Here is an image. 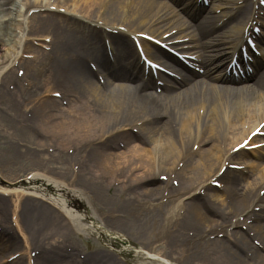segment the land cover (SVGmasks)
Returning <instances> with one entry per match:
<instances>
[{
	"label": "bare ground",
	"instance_id": "1",
	"mask_svg": "<svg viewBox=\"0 0 264 264\" xmlns=\"http://www.w3.org/2000/svg\"><path fill=\"white\" fill-rule=\"evenodd\" d=\"M196 1L0 0V89L16 86L0 91V105H7L0 107V133L8 145L7 162L0 160V223L12 211L20 230L21 220L30 225L21 230L26 250V234L35 241L47 228L50 239H39L45 264H77L61 245L74 239L62 208L86 213L82 186L111 224L145 243L158 238L175 255L172 262L147 251L151 258L264 264V146L243 147L264 140L257 138L264 132V9L253 0H213L204 14ZM257 23L263 32L253 70L244 77L217 72L213 60L236 51L245 28L248 34ZM26 27L35 36L25 37ZM139 33L190 53L205 71L139 37L146 56L173 73L154 76L134 48ZM21 160L38 168L13 176L8 163ZM253 168L256 177L247 180ZM212 176L223 182L217 204L206 182ZM111 178L118 181L113 191ZM11 237L0 233V251ZM24 262L21 255L8 264ZM78 264L121 263L100 252Z\"/></svg>",
	"mask_w": 264,
	"mask_h": 264
},
{
	"label": "rangeland",
	"instance_id": "2",
	"mask_svg": "<svg viewBox=\"0 0 264 264\" xmlns=\"http://www.w3.org/2000/svg\"><path fill=\"white\" fill-rule=\"evenodd\" d=\"M212 3H213V0L206 7L209 8ZM254 4L258 5L259 4L258 0H256ZM206 12H207V9L203 13L206 14ZM214 12L218 14L219 10L217 9ZM181 17L184 20L188 19V17H185V16H181ZM23 32L25 33V37L31 36V34L32 36H35L33 32L28 31L27 27L25 28ZM40 33H43V32H40ZM34 41L36 43L42 42L39 39H35ZM45 44L47 43L45 42ZM262 49L264 51L263 45H262ZM25 83L26 82L22 83L23 84L22 86L26 87ZM15 87H14V84L12 83H10L8 86L6 84V87L1 88L0 91L1 90L2 91H5V90L14 91ZM152 90L154 91V88H152ZM19 100L24 105H27L28 100H25V99H19ZM0 107L2 109L4 107L7 108V105L1 104ZM23 108L24 107H22V109ZM22 109H21V112L19 111V113H22ZM22 114H24V112ZM5 129L6 127H4V134L6 133ZM135 129H136L135 127L132 128L133 131H135ZM0 130H1V126H0ZM25 143L28 144L27 138L25 140ZM7 147L8 145L6 142H4L2 133H0V160L1 162L4 161V163L7 157V154L5 151ZM3 167H5V165ZM8 167L11 169V173L13 176L22 177V176H25L26 172L30 170H34L37 166H33V164H29V161L21 160L20 162H15L14 164L11 163L10 165L8 163ZM43 169H45V167ZM240 170L242 169H239L238 171ZM36 171H39V170H36ZM243 173L244 174L246 173V169H244ZM256 173H257V168L251 169L250 171H248V174H247L248 177H246V179L250 180L251 177H256ZM235 174H239V172H235L234 175ZM161 176H164V175H160V178L158 177L159 181L160 180L162 181ZM110 180H112V178L109 179L108 181L111 187V191H113L114 187L118 186L114 182H118V181H112V183H110ZM150 181H153V179H150ZM214 181H217V180H214ZM218 181H219L218 182L219 186L217 185L215 186L214 184L211 185V193H214L215 196L213 197L217 198L215 200V204H217V202L222 198V195H221L222 188L220 186L222 185L223 182L221 181V178H219ZM241 183L244 186L246 184V181L245 182L243 181ZM77 193L80 194V198H81L80 202L85 205L86 213L81 212L82 210L77 211L76 209L71 208V207H68V208L61 207L66 212L67 217H68L67 219H64L65 222L68 223L66 226L67 233L72 234L74 237L73 240L72 239L64 240L63 242H61V245L62 247H64L65 249L64 251H66L67 253L69 252V255H72L74 257L76 261L75 263L78 264L79 261L82 263L85 260L86 256L89 254H95V253L100 254V252H103V253H109L113 255L121 264H165V262L162 260L149 257L146 253L147 251H151L153 253L158 252L159 256L162 255L160 259L166 260V258H168L172 262L175 261V259H173V257L175 256L174 254L171 256H168L167 253L164 251V249L167 250V248L164 247L163 245L164 242L162 240L156 238V239H152L151 241L145 243V242H142L139 238H137L131 230H126V228L123 229L117 225L111 224L107 220L106 212H105L106 209L101 208L97 204V202H94L96 200H94L93 193L89 189L82 186L78 188ZM186 196H187L186 194L183 195L181 197V201L185 200ZM74 198L78 200L75 196ZM50 202L53 203L56 207H59L55 202L53 201H50ZM9 215L10 217L9 219H7V222L5 223L6 225H2L0 223L1 224L0 225L1 234L3 235L4 233H6L7 235H12V237L10 238L12 243L10 244L8 243L9 245L8 248H4L2 251H0V257L2 258V260H6L11 255H14L20 252L21 253L20 256L22 255V257L23 256L25 257L24 264H27V260L28 258H30V251L34 250V251H39V254H36L35 256L37 260L36 264H45V260L46 262H49L48 258L42 253L43 242L50 239V238H45L49 232L47 228L43 229L42 234L38 235V239L35 238V241L32 240V238L35 237L33 236V234L28 235V237L26 234V240H28L27 242L29 243L28 250H26L24 246L26 245V243L24 244V241H23L24 239L23 240L21 239V232H22L21 230L23 229V231H26L27 233V226H28V229L30 230V225L28 223L26 225L25 220H21V223H20L21 230H20L19 227L17 226V223L15 222V219H13L12 211H10ZM93 224H95L97 227H95ZM239 229L241 228L239 227ZM44 232L46 233L43 234ZM219 234H220L219 236H222L221 233ZM39 239H42L43 242H41ZM255 241L256 240H254L253 242ZM24 251L26 252L24 253ZM15 259L16 258H14L13 260ZM9 262L11 261H8L3 264H8Z\"/></svg>",
	"mask_w": 264,
	"mask_h": 264
}]
</instances>
